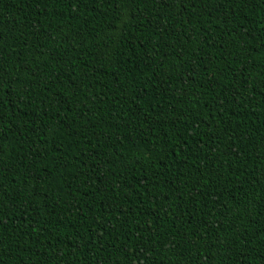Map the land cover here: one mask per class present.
Wrapping results in <instances>:
<instances>
[{
    "label": "trees",
    "instance_id": "trees-1",
    "mask_svg": "<svg viewBox=\"0 0 264 264\" xmlns=\"http://www.w3.org/2000/svg\"><path fill=\"white\" fill-rule=\"evenodd\" d=\"M0 264H264V0H0Z\"/></svg>",
    "mask_w": 264,
    "mask_h": 264
}]
</instances>
